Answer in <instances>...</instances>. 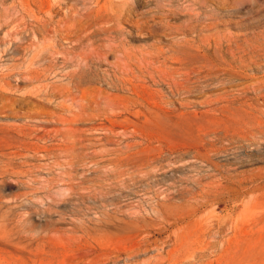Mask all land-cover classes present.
Masks as SVG:
<instances>
[{"label": "rangeland", "instance_id": "1", "mask_svg": "<svg viewBox=\"0 0 264 264\" xmlns=\"http://www.w3.org/2000/svg\"><path fill=\"white\" fill-rule=\"evenodd\" d=\"M114 1L0 0V264H264V0Z\"/></svg>", "mask_w": 264, "mask_h": 264}, {"label": "bare ground", "instance_id": "2", "mask_svg": "<svg viewBox=\"0 0 264 264\" xmlns=\"http://www.w3.org/2000/svg\"><path fill=\"white\" fill-rule=\"evenodd\" d=\"M153 1V0H152ZM115 1L114 0H110V3H111V5L113 6V14L111 15V19L112 20H114V22H116L117 21V27H120V24L123 22V20H129V19H127V17H125V15H124V13L123 12H121V10H120V8L119 7H117V5H115V3H114ZM216 5V4H215ZM256 5V4H255ZM247 7V6H246ZM228 8V7H227ZM233 8V7H232ZM164 9V8H163ZM30 10V9H29ZM230 10H232V9H230ZM243 11V10H242ZM237 12V11H236ZM251 12V11H250ZM240 13V12H239ZM246 13V12H245ZM139 14V13H138ZM250 14V13H249ZM187 15V14H186ZM229 15V14H228ZM246 15H248V14H246ZM188 16V15H187ZM222 17H224V16H222ZM237 18V17H236ZM238 18H239V16H238ZM147 19V18H146ZM180 19V18H179ZM140 20V19H139ZM142 21H143V19H141ZM162 20V19H161ZM232 20V19H231ZM230 20V21H231ZM234 21H236V20H234ZM219 22V21H218ZM224 22V21H223ZM135 23H137V20H136V22ZM199 24V23H198ZM232 24V23H231ZM157 25V24H156ZM155 25V26H156ZM134 27V26H133ZM136 27V26H135ZM145 28V27H144ZM201 28V27H200ZM146 29H148V28H146ZM147 31V30H146ZM167 31V30H166ZM73 33V32H72ZM162 33V32H161ZM151 34V33H150ZM25 44V43H24ZM17 45H19V44H17ZM16 45V46H17ZM21 48V47H20ZM88 75H87V73H86V71L85 70H80V71H74V72H72V73H70L69 74V76H68V83L67 84H71L72 86H74V84H77V85H75V87H74V89H76V90H79L80 89V84H83V82L84 81H86L88 78ZM84 89V88H83ZM71 90V87H68L67 88V91L65 92V94H67V93H69V91ZM82 91H85V90H82ZM83 95H85V94H83ZM87 95V94H86ZM56 100V99H55ZM81 105V104H80ZM80 109H81V107H79ZM17 109V108H16ZM39 111V110H38ZM40 112V111H39ZM47 112V111H46ZM50 114H51V112H50ZM28 118V117H27ZM31 118H32V116H31ZM75 120V119H74ZM73 120H71V122H72ZM93 124V123H92ZM76 130V129H75ZM55 132H57V131H55ZM77 132V131H76ZM47 133V132H46ZM56 134V133H55ZM46 135V134H45ZM77 136H78V134H77ZM76 137V136H75ZM77 138H79V136L77 137ZM77 145V144H76ZM74 151V150H73Z\"/></svg>", "mask_w": 264, "mask_h": 264}]
</instances>
